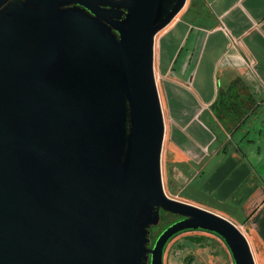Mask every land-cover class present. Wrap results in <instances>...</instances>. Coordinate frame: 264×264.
Listing matches in <instances>:
<instances>
[{
	"label": "water",
	"instance_id": "95a60500",
	"mask_svg": "<svg viewBox=\"0 0 264 264\" xmlns=\"http://www.w3.org/2000/svg\"><path fill=\"white\" fill-rule=\"evenodd\" d=\"M188 0H0V264H164L185 230L244 231L164 186L155 41ZM161 209L184 218L151 244Z\"/></svg>",
	"mask_w": 264,
	"mask_h": 264
},
{
	"label": "crops",
	"instance_id": "0c3cea01",
	"mask_svg": "<svg viewBox=\"0 0 264 264\" xmlns=\"http://www.w3.org/2000/svg\"><path fill=\"white\" fill-rule=\"evenodd\" d=\"M154 67L170 189L242 227L264 264V0H188Z\"/></svg>",
	"mask_w": 264,
	"mask_h": 264
},
{
	"label": "rangeland",
	"instance_id": "374dc122",
	"mask_svg": "<svg viewBox=\"0 0 264 264\" xmlns=\"http://www.w3.org/2000/svg\"><path fill=\"white\" fill-rule=\"evenodd\" d=\"M168 176V169H165L163 180L167 194L178 200L182 197L190 198L184 192L182 193L181 187L178 191L171 190ZM169 222L170 220L167 219L158 224L159 229L153 232L154 240ZM241 229L244 231L242 227ZM164 264H234V262L227 244L221 237L208 231L189 230L177 234L168 243L164 254Z\"/></svg>",
	"mask_w": 264,
	"mask_h": 264
},
{
	"label": "flooded vegetation",
	"instance_id": "af4514ba",
	"mask_svg": "<svg viewBox=\"0 0 264 264\" xmlns=\"http://www.w3.org/2000/svg\"><path fill=\"white\" fill-rule=\"evenodd\" d=\"M160 213H161V219H160L159 224H160V223L162 222V220L164 219V216L166 215V213H169V214H168V220H170V222H169V224H168L167 226H169L170 224H172V223H174V222H176V221H178V220L184 218L183 216H179V215H176V214H173V213H170V212H166V211H164V210H162V209H161V212H160ZM167 226H166V227H167ZM153 227H154V226H153ZM166 227H165V228H166ZM165 228H164V229H165ZM164 229H163V230H164ZM153 232H154V231H153V228L151 227V234H150V237H151V244H150V246H151V247L154 246L155 241H156L157 237H158L159 234H160V233H159L158 236L156 237V239L154 240V238H153V237H154ZM161 232H162V231H161ZM174 236H175V235H174ZM174 236H173V237H174ZM173 237H172V238H173ZM172 238H171V239H172ZM171 239H170L169 241H171Z\"/></svg>",
	"mask_w": 264,
	"mask_h": 264
},
{
	"label": "trees",
	"instance_id": "16d2710c",
	"mask_svg": "<svg viewBox=\"0 0 264 264\" xmlns=\"http://www.w3.org/2000/svg\"><path fill=\"white\" fill-rule=\"evenodd\" d=\"M168 214L169 213H166V215L164 216V219L162 220V222L161 223H163V222H165V221H167V219H168ZM153 228V231H155V230H157V229H159V225H157V226H154V227H152ZM163 231V230H162ZM185 231H189V230H185ZM204 231V230H203ZM182 232H184V231H182ZM161 233V232H160ZM181 233V232H180ZM179 234V233H178ZM177 235V234H176ZM175 235V236H176ZM224 241V240H223ZM170 242V241H169ZM168 242V243H169ZM168 245V244H167ZM167 245H166V247H167ZM166 247H165V250H166ZM230 250V249H229ZM234 261V260H233Z\"/></svg>",
	"mask_w": 264,
	"mask_h": 264
}]
</instances>
